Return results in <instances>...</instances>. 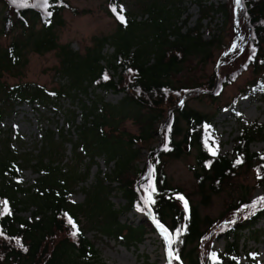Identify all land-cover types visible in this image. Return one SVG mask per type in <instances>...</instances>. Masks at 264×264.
<instances>
[{"label": "trees", "instance_id": "obj_1", "mask_svg": "<svg viewBox=\"0 0 264 264\" xmlns=\"http://www.w3.org/2000/svg\"><path fill=\"white\" fill-rule=\"evenodd\" d=\"M116 1L110 0V3L115 5ZM199 1L203 14L196 27L184 32L182 25L188 19L179 25L186 10L182 7L183 0H142V10L148 14V19L138 21L136 13H131L132 19L126 24L119 21L115 35L95 38L94 45L80 53L70 44H60L56 31L64 23L65 11L79 15L87 10L75 7L68 0H49V6L43 7L47 13H52L49 16L32 6L37 0H28L27 7L0 0L4 8L0 38L11 37L7 46L0 44V127L5 118L17 113V107L22 105L37 111L50 105L56 107L63 96L73 98L76 92L86 94L92 86L125 93L117 104L105 102L100 95L89 102L81 99L78 133L72 136L64 129L56 132L42 128L43 146L38 151L39 157L32 154L22 157L23 165L10 147V138L2 140L0 201H8L11 214L3 213L4 206L0 204V213H3L0 214V264H106L99 259L94 243L87 237L89 230L133 247L143 242L149 231L159 232L148 206L143 203L149 183L155 188L152 193L155 203L150 205L153 216L172 233L171 247L179 256V260L173 257L171 264H213L208 247L215 233L226 240L225 252L219 255L218 264H237L235 257L239 255L244 231L248 230L256 239L264 237V231L255 228L259 220L264 219V203L254 205L259 197L248 198L247 189L238 191L235 200L228 203L218 217L201 213V207L208 206L214 196L228 187L234 189L236 177L253 170L257 172V185L263 189L260 197H264V151L251 150L254 141L264 140V123L240 124L233 152L227 156L213 155L203 141L202 130L216 115L189 107L187 99L176 108L189 91L195 96L199 95L195 90L205 91L213 100H218L223 89L248 68L253 71L254 79L239 97L253 92L264 95V0L246 1V12L240 10L239 19L245 22L249 33L250 53L244 65L223 74L214 93L219 79L215 72L206 85L191 82L179 85L176 79L192 58L206 63L212 58L215 47L226 51L219 36L206 40L201 28L202 21L210 14L228 18L231 3L218 7ZM108 45L114 48L109 59L103 53ZM51 51L57 52L61 63L58 72L69 78L68 84L49 90L33 83L10 86L2 81L4 72L24 66L25 55ZM104 75L108 76L107 80ZM233 104L218 106V110L231 109ZM67 112L69 121H76V110ZM127 120L138 126V133L128 134L124 139L121 125ZM162 125L165 141L160 146H151ZM68 143L73 147L76 166L83 156L89 158L85 173H81L73 161L66 171L63 169L60 158L64 157ZM139 143L147 147L148 162L153 169L151 179L142 181L148 163L146 169L135 168L142 150ZM191 153H194V162L188 164V169L196 183L198 201L183 187L172 184L167 173L168 160ZM100 156L108 165L114 163V168L100 173L94 185L84 188L83 203L72 202L69 195L87 180L91 164ZM237 159L242 162L236 163ZM24 167L38 171L34 186L24 187L15 181ZM115 183L118 186H113ZM117 188L125 199V204L119 207L110 200ZM179 196L187 200V211ZM137 204L144 211H138ZM28 211L30 217H24L22 213ZM131 212L144 217L137 225L121 223L120 216ZM226 214L230 216L228 223L224 222ZM69 216L79 229L75 237L71 234L74 229L68 222ZM176 229H180L178 234ZM17 239L23 248L16 243Z\"/></svg>", "mask_w": 264, "mask_h": 264}, {"label": "rangeland", "instance_id": "obj_2", "mask_svg": "<svg viewBox=\"0 0 264 264\" xmlns=\"http://www.w3.org/2000/svg\"><path fill=\"white\" fill-rule=\"evenodd\" d=\"M72 5L81 10H87L86 13L73 15L68 11L63 13V25L57 27V36L60 44H70L71 47L84 53L87 47H92L95 38L110 37L115 35L119 27V19L117 14L125 17L126 23L132 19L131 13H136V19L143 21L148 19V14L143 13L142 0H117V12L114 13L110 5V0H68ZM208 5L215 6L228 5L231 3L229 17L226 18L222 14H210L202 21L201 33L204 39L209 40L213 35L219 36L221 46H226V51H221L215 47L212 58L206 63L201 62L198 58H192L186 65L183 72L176 77L182 83L189 84H207L209 78L215 73L219 75L216 86L212 93L216 92L217 84L222 81L223 74L234 71L245 64L250 53V38L245 22L238 19V37L235 36V2L234 0H202ZM244 4L246 1L243 0ZM120 6H123V13H120ZM183 11L179 19V25L188 19V22L182 25L183 31L196 27L203 12L200 8L199 0H183ZM39 8V6H36ZM3 5L0 3V26L1 17L3 15ZM242 12H246L243 7L239 8L238 18ZM247 25L249 21L247 20ZM250 27V25H249ZM251 28V27H250ZM11 37H1L0 44L5 47L9 44ZM220 46V47H221ZM104 56L109 59L114 54V48L111 45L105 47ZM25 64L19 70L14 69L6 71L2 75V81L12 86L16 83H33L45 86L47 89L59 88L61 85L69 83V78L58 72L60 69V58L56 51L45 54H37L30 52L25 55ZM254 74L251 68L244 70L236 81L227 85L218 100H213L205 94V91L193 92L186 98L188 106L208 115H216L214 121L204 126L202 130L203 141L209 147L211 153L215 155L227 156L231 154L236 146V137L239 134L240 124L251 125L253 123H264V95L261 92H253L249 95L239 97L243 91L248 90ZM264 82V79H263ZM96 95L104 97V101L117 104L125 96V93H115L113 91H103L95 89L92 86L86 94L76 92L74 97L68 95L63 96L57 103V106L50 105L46 108L42 107L38 111L29 105L17 107V113L7 116L0 127V143L6 138H10V147L19 155L20 161L22 157L29 154L37 155L43 146L42 128H50L54 131L64 129L75 136L78 133L77 125L81 124V99L89 102L94 100ZM178 96V94L176 95ZM233 102L231 109H224L219 112L218 106H225ZM69 109L76 110L78 117L76 121H69ZM170 111L167 113L166 121L169 118ZM166 123V122H165ZM164 123V124H165ZM155 140L151 146H160L163 141L162 131L164 125L160 126ZM125 131L124 139L128 134H137L138 126L132 120H127L121 125V132ZM76 138V137H75ZM142 143H139L141 150L140 157L135 163L138 170L146 169L148 163V150ZM185 146V151L188 152ZM251 150L254 152L264 151V140L258 139L251 144ZM28 157V156H27ZM36 159V158H35ZM66 171L72 161H76L73 153V147L70 143L66 145L64 157L60 158ZM194 162V153L183 155L181 158L168 160L167 173L172 184L183 187L188 193L194 196L196 201L199 196L196 192V183L192 172L188 169V164ZM35 160L33 164H35ZM22 164V161H21ZM24 164V163H23ZM22 164V165H23ZM90 165L88 157L83 156V160L78 166L81 173H85L87 166ZM76 166V167H77ZM114 168V163L108 165L103 156L96 158V162L91 164L90 174L87 180L75 187L69 195V199L74 203H83L85 201V190L94 185L98 180L99 174L109 172ZM146 175V174H145ZM39 177L38 171L34 167H24L18 172L15 181L24 187L34 186ZM145 177V176H144ZM144 177L141 179L144 180ZM257 172L255 170L244 173L236 177L235 187H228L220 194L214 196L211 203L206 207H201L202 215H209L213 218L218 217L224 212L227 204L234 201L238 191L247 189L250 191L248 198H258L263 193L262 187L257 185ZM118 186V183L113 184ZM112 203L116 206L125 204L124 196L119 192L118 188L113 191L110 197ZM24 217H30V212H23ZM144 217L143 214L131 212L120 216L121 223H133L137 225ZM230 216L225 215L224 222H229ZM255 228L264 231V219H260ZM149 231V226H148ZM159 230V229H158ZM87 237L94 243L99 253V259L106 264H169L167 251L162 240L160 232H148L143 242L133 247L129 244L120 242V240L111 237H105L97 233L95 230H89ZM226 240L217 233L211 236V243L208 247L209 254L217 253V258L225 252ZM237 264H264V237L259 239L249 235L248 230L242 234L240 241V252L235 257ZM233 257H229V260Z\"/></svg>", "mask_w": 264, "mask_h": 264}, {"label": "snow or ice", "instance_id": "obj_3", "mask_svg": "<svg viewBox=\"0 0 264 264\" xmlns=\"http://www.w3.org/2000/svg\"><path fill=\"white\" fill-rule=\"evenodd\" d=\"M11 2L13 4L19 3L21 7H27L28 6V0H11ZM235 5L237 7H240L242 4V0H234ZM32 6H41V7H48L49 6V0H37V2L35 4H33ZM110 7L112 8V11L114 13L117 12V6L116 5H110ZM124 9L123 6H120V13H123ZM48 15L51 16L52 13L48 12ZM117 18L120 20L121 23H125L126 24V20L125 17L122 14H117ZM131 71V69L129 70ZM105 80L108 79L107 75H104L103 77ZM207 127V126H206ZM207 144V141H206ZM165 149H167V144H165ZM211 150V149H210ZM213 155H215L216 153L213 152ZM242 161L237 159L236 163H241ZM153 169H149V179H151V174H152ZM146 192L147 194L143 197V203L145 206L151 205L155 203V200L153 199L152 193L155 192V188L154 186L149 183L146 186ZM180 200H182L184 202V208L185 211L188 210V202L187 200L184 199L183 196H179L178 197ZM256 203H264V197H259L257 201H254L253 204L255 205ZM0 204H3L4 208H3V213H10V209L8 207V201L7 200H3L0 201ZM137 210L138 211H144V208H141V206L139 204L136 205ZM0 213V214H3ZM67 215V214H66ZM154 222L156 224V227L159 229L161 236L163 237V240L165 242V247H166V251H167V255L169 257V264H171V260L173 259V257L177 260H179V256L178 254L174 253V250L172 249L171 245L173 243V235L172 233H170L169 229L163 224L161 223L158 219H156L155 217L153 218ZM68 222L69 224L72 226V228L74 229V231L71 233L74 237L78 234L79 229L77 228L76 223L73 221V219L69 216L68 217ZM180 232V229H176V233L178 234ZM0 235H2V233H0ZM16 243L23 248V245L21 244L20 240L17 239ZM25 251H27V249H25ZM209 258L213 261V264H218V258H217V253L216 252H211L209 255ZM235 259V258H234Z\"/></svg>", "mask_w": 264, "mask_h": 264}, {"label": "water", "instance_id": "obj_4", "mask_svg": "<svg viewBox=\"0 0 264 264\" xmlns=\"http://www.w3.org/2000/svg\"><path fill=\"white\" fill-rule=\"evenodd\" d=\"M242 7H244V1L242 0ZM238 8L237 6H235V25H234V32H235V36L238 37V30H239V25H238ZM191 94V92L187 93L184 95V97L182 98V100L179 102V104L176 106V108H178L180 105H182L184 103V101L186 100V98L188 97V95ZM150 169V168H149ZM149 169L147 174H149ZM147 176L144 177V179ZM151 217L153 218V214H151ZM169 260V257H168Z\"/></svg>", "mask_w": 264, "mask_h": 264}, {"label": "bare ground", "instance_id": "obj_5", "mask_svg": "<svg viewBox=\"0 0 264 264\" xmlns=\"http://www.w3.org/2000/svg\"><path fill=\"white\" fill-rule=\"evenodd\" d=\"M163 139L165 140V138H164V137H163ZM148 209H149V211H150V212L152 211V209H151L150 205L148 206Z\"/></svg>", "mask_w": 264, "mask_h": 264}]
</instances>
